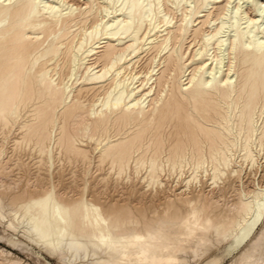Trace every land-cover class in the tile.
Here are the masks:
<instances>
[{
  "label": "bare ground",
  "instance_id": "obj_1",
  "mask_svg": "<svg viewBox=\"0 0 264 264\" xmlns=\"http://www.w3.org/2000/svg\"><path fill=\"white\" fill-rule=\"evenodd\" d=\"M84 1L85 6L78 7L65 0H0V126L8 132L18 125L22 131L10 152L8 147L0 148V225L6 217L1 208L4 199L15 205L27 224L20 234L26 242L1 229L0 238L31 252L30 243L60 262L61 248H66L73 250V257H89L82 264H182L187 256L203 259V264H220L223 255L214 254L216 246L227 242L247 217L253 215L244 232L264 213V200L258 202L261 193L252 188L246 195L252 192L254 200L245 205L225 202L222 190L213 189L220 181L239 183L237 175L243 167L262 165L259 153L252 149L254 139L262 151L264 145V36L252 31L258 19L244 12L245 26L235 25L229 34L226 29L232 22L226 26L224 17L230 15L236 23L240 10L239 4L229 6L230 0L223 4L219 0H165L175 10L162 0ZM255 3L264 11L263 1ZM208 6L196 25L187 20ZM176 11L178 19L172 24ZM224 51L228 61L222 70ZM143 53L147 57L140 65ZM84 93L91 97L82 104ZM61 104L66 106L60 112L63 123L79 118L77 135L100 132L113 113L119 114L114 121L121 126L141 125L109 148L120 169L149 134L153 156L144 179L163 185L161 154L166 147L168 171L190 167L193 172L186 184L200 183L198 172L206 177L209 171L206 181L212 189L195 198L176 194L167 200L158 218L145 214L138 218L119 209L120 205L102 211L87 206L82 198L65 199L50 185L30 181V177L23 186L19 178L23 172L18 178L12 174L22 167L15 149L29 147L43 156L49 127ZM229 109L237 113L234 130L223 123ZM256 109L259 118L254 117ZM156 125L157 132L151 133ZM166 125L173 129L164 137L160 129ZM242 131L243 141L238 143ZM64 134L63 128L60 145L64 151L85 159L75 136ZM2 140L6 141L4 135ZM238 145L244 151L239 159L235 157ZM15 220L11 215L6 228L15 232ZM263 247L264 229L231 264H244L252 256L264 264ZM0 256V264H27L1 247ZM40 263L46 264L45 260Z\"/></svg>",
  "mask_w": 264,
  "mask_h": 264
},
{
  "label": "rangeland",
  "instance_id": "obj_2",
  "mask_svg": "<svg viewBox=\"0 0 264 264\" xmlns=\"http://www.w3.org/2000/svg\"><path fill=\"white\" fill-rule=\"evenodd\" d=\"M48 1H54L55 2L57 0H48ZM65 1L68 2L69 4H75L78 7H80V6L84 7L85 6L84 0H65ZM223 1L225 2L226 0H219L218 3L223 4L224 3ZM230 1H231V3L229 6H234V5L239 4L240 10H239V13L236 15L237 16V18L235 19L236 23H234L231 19H229L230 15L228 17L225 16L226 18L224 17V19L227 21L226 26H228L229 23L232 22L231 27H228L226 29L229 32V34L233 33V31H231V30H234L235 25L239 26V27L245 26V24L243 23L244 20L242 18L245 15L244 12H246L248 15L256 16V18L258 19V20H256V22H257V24L255 25L256 27L254 29H252L253 33L254 34L258 33L257 34L258 36H264V11L258 10L260 7L258 4L255 3V0H230ZM260 1L261 2L263 1V5H264V0H260ZM96 2L97 1H94V3H93L94 7H95ZM162 2H163V4L168 6L169 8H172V9L175 8V6L172 5L170 1L165 2V0H162ZM184 5L188 6L189 2H185ZM218 5L219 4H216L215 7L213 6V8H211V11H214ZM166 6H164L165 10H166ZM209 8H210V6L200 9V12H198L193 17L188 16L187 20L188 19L193 20L192 25H196V23H198L204 17V15L207 13ZM191 9H193V5H191ZM178 15H179V12L176 11V17L173 20L172 24H174V22L178 19ZM190 38H188L186 40L185 46L188 45ZM192 47L193 48L190 50L191 52L194 48H196V43H194ZM223 55H224V57H223L222 64L225 66L220 65V67H222L221 68L222 70H225L226 65H227V61H228L227 51L226 52L224 51ZM146 57L147 56H145L144 53L141 54L140 65H142L144 63V61L146 60ZM188 62H189V59L187 61H185V64H187ZM161 66H162V64L159 67H161ZM159 67H158V69H159ZM159 71L160 70H158V72ZM234 78L236 79V77H234ZM90 97H91L90 94L84 93L82 98L80 99V103L84 104L86 102H89L88 99ZM65 107H66L65 104H61L56 109L54 122L49 127V139L45 142L46 143L45 144V148H46L45 154L46 155L43 154V156H41L40 151H37L35 149H31L32 150L31 151L29 147L25 148V147L21 146L19 149L18 148L15 149L16 150L15 154L19 156V160L22 164V167L19 170L15 169L14 170L15 172H13L12 174L14 175L13 178H18L23 172V174L19 177V178H21V182L23 183V186H25L27 183H29L33 179V180L41 182V184H43V185H47V184L50 185L52 187L53 191L60 194V196L64 197L65 199L73 200V198H74V200H76V199L82 198L83 202L87 206H97L102 211L105 209H115V207L117 209V208H119V205H120L119 209L125 211V213H127V214H131V215L138 217V218H140V217L142 218V216L144 214H145V216H147L149 218H158L159 214H161V212L163 211V208L166 205L167 200H170L171 198L174 199L175 198L174 195H176V194L185 193L188 196L191 195L192 198H195V197H197L196 195L201 194V193H204L203 195H205L206 193H208L212 189V185L210 184V181H206V179L209 176L208 174L210 173L209 171L206 173V177L204 176V173L202 171L198 172L199 177H201L200 183L190 182L188 184H186V180L189 178V176L193 172V170L190 167L186 168L187 167L186 166V167L182 168L181 170L177 169L175 172L168 171L167 166H165V162H166L165 158L168 155L166 147H165L163 153L161 154V161L164 164V171L160 174V180H161L163 185H161V186L160 185H153L152 183L148 182L149 181L148 178L144 179L143 177H146L148 174V172H147L148 160H150L153 156V147L150 144L151 139H150L149 134L147 135L148 137L145 136L144 140L141 141V143L138 145V147H135L132 150V152L126 157L125 165L122 169H120L118 162H115L112 149L109 150V148L112 147L111 145L115 146V145L119 144L120 141L128 138L134 131L141 128V125L128 124L125 126H121L120 124H117L114 121V119L117 116H119V114L113 113V114H110L109 119L106 122L104 129H101L100 132L97 131V133L91 134L90 136L85 135L86 136L85 137V136L80 135V134L77 135L78 131H76V128H79L78 125L80 123L76 124V122L79 120V118H76L73 121L72 120H66L65 123H63V120L61 119L62 117L60 115V112L63 111V109ZM149 109H150V106L148 108H146V110H149ZM258 114H259L258 110L256 109L254 117L259 118ZM236 115H237L236 112H233L229 109L228 113L225 114V119L223 120V123L227 127L232 128V130H234L233 123L235 121ZM261 117H264V111H263V114L261 115ZM258 121L260 122L259 119H258ZM63 128L65 131L64 135L72 134L73 136H75V139H76L75 144L79 148L81 147L80 149L82 151H84L87 155V157L85 159L81 158L80 156H78V157L75 155L70 156L64 151L63 146L61 147L60 137L62 136V129ZM163 128L160 129V131L162 132V134H164V137L173 129L172 125H166ZM1 129H2V127L0 126V141H2V142H0L1 143L0 148L2 146H4V148L7 149V147H8L9 150L7 149V152L8 151L10 152L12 150V148H14V146H13L14 142L13 141H15L17 138H20L22 131L19 129L18 125H15L12 129H9L8 132H7V129H5V130L4 129L1 130ZM58 130H59V132H58ZM2 131H4V133ZM150 131H151V133L157 132V125L152 127L150 129ZM1 133H2V135H1ZM3 135H4V137H6V141H4V142L2 140ZM93 135H95V136H93ZM243 137H244V131H242L240 133V135L237 136L238 143H242ZM56 139H57V141H56ZM254 140H255L254 141L255 146H253L254 148L252 147V149L255 152L259 153L258 161H259V164L261 163L262 165L258 166V167H254L252 169H249V167H243V169H241L237 175V177H239V183L234 182V184H233V182L228 181L226 183L224 182L225 183L224 184V183H222V181L218 182V184L216 186H214L213 189L222 190L223 200L225 202L229 201L230 203H234V202L238 201L240 204L243 203L245 205L246 202L254 200L252 194H250L252 192L247 193V195H246V192H249V190H252V189H253V191L255 190L254 192L261 193V195L258 198L259 199L258 202H262L264 200V198H263L264 197V183H263L264 182V170H263L264 169V153L262 154V152L264 151V145H263V151H262L261 147L259 146V142H257L256 139H254ZM139 146H140V148H139ZM148 146L150 147V150H149V148L146 149ZM60 147L62 150L60 149ZM239 147L241 148V146L238 145L236 153H235V157H237L238 159L244 153V151L241 150ZM35 152H37V153H35ZM60 152H61V154H60ZM135 152H136V154H135ZM149 153H150V155H149ZM5 155L6 156L9 155V153H6ZM28 156H29V158H28ZM144 156L146 157L145 159H144ZM42 158H44V159H42ZM63 158H64V160H63ZM35 159H36V161H35ZM41 159L44 163H42ZM60 161H61V165H59ZM142 163L146 165L145 166L146 168L144 167V165ZM25 166H26V168H25ZM38 167H40L39 170H38ZM178 170L180 171V173ZM31 172H32V174H31ZM116 174H117V176H116ZM200 174H201V176H200ZM23 175H25V176H23ZM27 177L28 178L30 177L29 178L30 181L28 180ZM43 178H45V179H43ZM252 180H253V182H252ZM248 183H249V185H247ZM230 184H231V186H230ZM250 185H252V186H250ZM223 187L226 189H224ZM55 188L56 189L58 188V189L56 190ZM235 188H240L241 190L237 189L238 190V193H237V190ZM244 188H246V190ZM250 188H252V189H250ZM67 189H69V190L67 191ZM234 191H236V192H234ZM66 193L70 196L66 195ZM235 193H236V196H235ZM64 194L66 197L64 196ZM67 196H68V198H67ZM202 196H201V198H202ZM238 196H239V198H238ZM7 201L8 200L4 199L1 203V206H2L1 208L3 209L2 211L6 217L4 219H2L3 225H0V229L4 233L11 234L12 236H14L16 238H19V239L25 241L20 236V234L24 233V231H25L24 229H26V226H27L26 217L24 215H22L20 212H17L15 205H12ZM140 206H142V207H140ZM135 209H137V210H135ZM142 209H144V210H142ZM127 210L128 211L131 210V211L128 212ZM6 212H7V214H6ZM9 212H11V213H9ZM11 215H14L16 217L15 223L17 224V227L15 228V232L6 228V225L8 224V221H9V217ZM252 218H253V215L247 217V219H246L247 222H244L243 225L239 228V230H237V232L234 233L233 236L227 242H224L219 247H218V245L216 246L217 248L214 249V254L223 255V258H222L220 264H231L238 256H240L243 252L248 250V246L251 243V241L255 238V236H257L264 229V213H263V216L261 217V219L250 230H248L247 232H244L245 227H248L250 225ZM23 222H24V224H23ZM243 235H244V237L242 238ZM235 241L236 242L238 241V243L233 245V243ZM28 244H29V246H31V252L28 250H25V249H21V248L12 246L5 239L0 238V247L1 248L10 251L13 256L18 257L19 259H21L23 262H25L27 264H41L40 262L43 260H45L46 264H82V263H86L88 260H90L89 257L82 258L81 254L78 257L77 256L73 257V255H72L74 253L73 250L69 251L66 248H61V257L63 260H62V262H60L57 259V256H51L50 254L46 253L42 249L38 248L37 246L30 245V243H28ZM235 245H236V247H235ZM229 248H231V249L229 250ZM68 252L70 254H68ZM263 252H264V247H263ZM187 257H186L187 262H184L182 264H186V263L187 264H203L204 263L203 259H196L195 258L193 260L192 257H189V256H187ZM0 258H1V256H0ZM254 259H255V256H252L251 258L246 259L244 264H260L259 262L255 261Z\"/></svg>",
  "mask_w": 264,
  "mask_h": 264
}]
</instances>
